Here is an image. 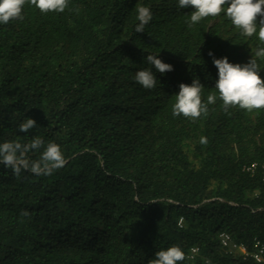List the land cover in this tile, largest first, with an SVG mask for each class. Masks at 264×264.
Returning a JSON list of instances; mask_svg holds the SVG:
<instances>
[{
	"label": "trees",
	"instance_id": "16d2710c",
	"mask_svg": "<svg viewBox=\"0 0 264 264\" xmlns=\"http://www.w3.org/2000/svg\"><path fill=\"white\" fill-rule=\"evenodd\" d=\"M137 6L153 13L140 33ZM192 10L69 0L42 14L27 0L22 20L0 25V142L39 136L66 158L48 176L0 165V264H149L174 244L179 264H264L253 257L264 245V110L217 99L192 120L171 107L194 78L202 100L215 91L209 51L244 63L258 42L222 15L189 29ZM148 54L173 65L153 89L134 80ZM27 117L36 128L19 132Z\"/></svg>",
	"mask_w": 264,
	"mask_h": 264
},
{
	"label": "clouds",
	"instance_id": "9594fccd",
	"mask_svg": "<svg viewBox=\"0 0 264 264\" xmlns=\"http://www.w3.org/2000/svg\"><path fill=\"white\" fill-rule=\"evenodd\" d=\"M26 2L27 0H0V25L22 20ZM30 3L42 14L63 13L69 0H30ZM176 7L178 10L193 9L186 19L189 29L206 18L222 15L240 37L255 38L258 43L251 51V57L244 63L230 62L228 56L218 58L213 51H209L208 55L217 70L215 91L202 100L204 85L199 78H194L191 84L181 83L178 93L174 95L172 115H183L195 120L206 113L208 105L215 104L217 99L222 101L225 110L230 107H239L248 112L264 110V78L261 76V72H264V0H176ZM135 19L138 21L135 32H144L145 26L153 19V13L147 6H137ZM144 61L150 67L138 70L134 80L145 89L156 87L157 72L164 74L173 71V65L164 62L157 54H148ZM34 128L36 120L27 117L19 124L18 131L28 133ZM204 142L202 137L201 143ZM33 151L39 153L38 158L29 156ZM65 163L61 146L53 141L45 142L39 136H33L28 143L18 140L0 142V165L10 168L15 176H20L22 172L48 176ZM23 214L27 215L26 212ZM191 253L192 249L190 255ZM184 259L183 249L174 244L158 250L149 264H179Z\"/></svg>",
	"mask_w": 264,
	"mask_h": 264
},
{
	"label": "built area",
	"instance_id": "2783aa9c",
	"mask_svg": "<svg viewBox=\"0 0 264 264\" xmlns=\"http://www.w3.org/2000/svg\"><path fill=\"white\" fill-rule=\"evenodd\" d=\"M256 167H257V163H253L252 165L245 167V169L248 171H254ZM223 243L225 246H229L230 249H240L241 251L246 252L245 247L238 246L236 243H232L230 236L227 234L223 235ZM197 251L198 248H192V253L190 257H193ZM253 257L258 262L264 263V245H262L261 243H257V249L253 253Z\"/></svg>",
	"mask_w": 264,
	"mask_h": 264
}]
</instances>
